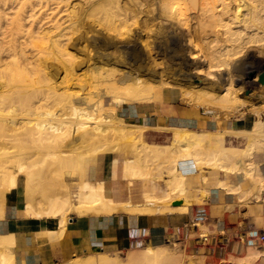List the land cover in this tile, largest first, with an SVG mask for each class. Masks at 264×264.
Masks as SVG:
<instances>
[{
  "label": "bare ground",
  "instance_id": "6f19581e",
  "mask_svg": "<svg viewBox=\"0 0 264 264\" xmlns=\"http://www.w3.org/2000/svg\"><path fill=\"white\" fill-rule=\"evenodd\" d=\"M28 1L30 2L31 0H0V8L1 4L7 6L8 2H10V4H13L14 2L15 4H18V7H15V10L17 9L18 12L20 11V13L23 14V17L19 14L20 18H18V12L15 11L14 13H17V16L12 15L16 17H12V19L10 20L8 19L7 22L4 23L3 27L0 26V150L7 149L8 152L12 151L9 153L6 151L7 153L0 155V200L4 201L6 199V193L16 188L17 179H10V173H7L4 170L7 169L6 165H12L13 163L17 162L16 165L19 168L15 164H13L15 165L13 167H17V170H24V173L20 176H23L25 178L24 193L27 198V202L24 208L26 214L29 216L40 217L41 214H44L47 215V217H58L60 219V223L62 225H65V214L67 212H75L81 216L82 214L87 215L89 213H94V215L95 213H97L98 215L102 213L103 215L117 211L118 208L127 209L125 205H122L121 207L116 206L113 203V199L106 196L103 186L104 183L89 184L84 182L83 180V182L79 183L80 179L76 178V175H74L75 178H73V182L79 183L76 200L71 202V200L65 199L64 196H56V191H52L56 187L52 190H47V188L44 187L45 189L41 188L44 189L43 193H45V195L43 196V201L46 204L49 203L52 207L50 211L47 209L43 210L44 212H41L36 209L39 204H37V206L35 205L37 203H35L36 200L34 197V194L36 193L35 188H38L39 186L37 187L35 179L37 174L35 170H33V168L35 164L37 165V163L35 161V164H31L28 166V162L33 158V156H29L28 150L30 148H33V150L43 149L45 151L46 149H48L46 152H51L49 148H57L58 150H62L63 154L68 155V157L64 159V162L72 163L74 161L71 158V154L74 153L75 150H77V147L85 143L88 144L89 142H94L100 137L101 133H105L108 129H112L115 132H122L127 134H134L137 131L136 127H130L121 118L114 117L116 109L111 111L106 110L105 103L107 99L114 98L118 106L123 101H125V104L127 105H132L134 103H151L156 99V95L158 93L157 89H160L164 86H175L180 87L183 90L184 97L186 96V99L184 100H186L187 102L196 103L198 106H218L223 109H240L244 105L246 106L245 99H243V97L241 96V98H238V94L235 93L236 90L238 92L239 90L236 89L235 91H233L231 88L233 86L235 87V85L232 86L231 82H236L238 81V79H245L241 78L238 75V72L231 73L232 76L227 73V75L225 76V72L223 75V73H219V71H217L214 74L216 77V89L211 90L209 92L210 94L208 93L197 95L193 94L197 90H194L195 92L191 93L189 90H187V88L185 87L186 85L182 82L180 84H176L175 79L170 77L162 78L157 72H127L121 74V72L123 71L115 67V65L112 64V61L106 59L107 61L103 62V60L101 59V57L103 58V56L96 55V57L99 58L93 63H90V61L88 63V61L86 60L87 62H84L85 65L84 63L70 65L68 63L70 62L69 60H71L69 58H72L73 56L72 52L68 50L69 53L71 52V54L64 53L65 56L62 53L64 48L66 50L67 47L66 42L63 43V40H68V38L63 37V39L61 37L60 39V36H65L66 34L64 35L63 32H65L66 30H68L67 32H69V30L73 31L75 34L76 32H79L80 35V30L82 29H84V32L85 30L86 32H89L90 30H88L87 28L94 24L87 22V19L99 18V16L101 17L99 18L98 23L102 24L103 22L104 26H106L108 23H111L113 21V18L118 16L132 17L133 20L135 19L136 21H138V15L143 14V12L151 14L148 7H152L153 16H155L156 18L162 16L163 20L165 21L164 30L162 29V31L166 32L167 36L168 31L179 30L180 32L184 33L183 36L187 38L188 32L191 31L194 41L196 40L199 44H202L203 50L205 51L206 57L208 58L207 60L209 63V67L220 68L221 66L225 65V61L217 56V44H219L220 41L216 40V38H219V36H222L225 41L232 44V48H240V50L244 48L247 42H250L254 38H258V40L253 42H255L257 45L261 44V47L257 46L255 49L258 52L260 50L264 51V0H75V3L71 2L70 4L72 7L71 11H69L70 14L67 12V15L65 16L66 18L63 17L64 20L67 21H63L64 24H67L69 26L62 29L63 24L59 25V23V26L55 28L56 32H59L57 36L54 35V38H57V41L52 38L53 36L48 35V30L46 31L47 33L45 32L44 35L42 34L43 36L40 38L38 32H41V30L38 29L39 27L36 25V9L38 10L39 7V10H41L40 5L45 4V9L48 6L47 11L49 13L51 11V15H54L56 17L55 14L63 6L62 4H64L65 2H68L69 4L70 0H36V5H34L35 3L32 2V5H34L33 7L30 6L31 4H29ZM51 5L54 7L50 8L49 6ZM35 6H37V8ZM11 7L12 6L8 7L9 10H7V12L9 11L10 13L12 11H10ZM28 7H31V9H29ZM108 7H110V12L104 13L105 11L107 12L106 8ZM140 8H142L143 11H141ZM3 9L5 10V8ZM26 9H29L30 11L23 13L26 11ZM136 9L137 11L139 9V12H137ZM34 10L36 11V13ZM64 10L68 11V7ZM41 11H43V8ZM140 11L142 13H140ZM64 12L65 11L62 12L63 15H65ZM6 14L7 13L5 12L2 15L9 16L8 14ZM25 14L27 15L24 17ZM127 14L132 16H129ZM49 15L50 14H48V17ZM48 17L43 18V21H46L44 19H48ZM40 18L41 17L39 16V19ZM5 19L6 18L2 17L0 14V22L1 20L5 21ZM31 21V24L35 23L33 25L34 28H36L35 25L38 27L37 33L39 39H41L42 42L45 41V43L42 45H45L49 40L50 41L48 43H51V45H46L47 48H45V50L41 48L42 45L40 46L39 49H42L40 50V54L42 53L41 56H43L44 54L45 59L42 60L41 58V60L38 61L40 63L37 62L38 65L35 64L36 62L30 61V57L33 56L36 49L32 50L33 54H30L29 57V55H27V51L29 49L26 50L24 47L27 43L30 44L31 41H28L30 35L28 34V30H26L25 27L23 28V25L26 26V22L30 24ZM8 22L9 24L6 25V23ZM50 22L46 25L49 26L53 23V21L52 23ZM38 23H41L42 25L43 22L40 19ZM53 25L55 27L54 23ZM140 25L142 26L141 29L143 32H151L152 24H148L146 19H142ZM25 30L27 31V33L25 34H27V36L29 35L28 37L25 35L26 38L24 36ZM37 30L35 29V31ZM217 30L222 32L221 35H218ZM94 32L95 31H93V33ZM93 33H89L91 39L87 37L88 39H90L88 41L89 43L85 44L88 47L84 46L87 48L88 52V48H90L88 44L92 45L96 52L98 51V48H100L104 43L98 38V35L91 37ZM213 34H215V36H213ZM77 35L78 34H76L75 36ZM71 36L72 35H70L69 38H71ZM58 40L60 42L62 41L63 47L64 45H66V47L63 48L62 43H59ZM82 40L84 41V38ZM33 41H36V38ZM188 42L189 41H187V50L194 51L192 40V45L191 43L189 45ZM34 43L36 44V42ZM34 43L33 45L35 46ZM70 43L72 44V42ZM74 44V47L77 46L78 48H80V44H77V42ZM33 45H28V48H34ZM61 47L62 50L60 51L59 49ZM67 48H69V45ZM39 49H37V52L39 51ZM91 51L90 53L93 52ZM84 52L86 53V51ZM84 52L82 50L80 53L83 54ZM189 55H191L190 59L189 57H187L188 59H184L182 62L183 66L185 64V68H197V66H200L202 64V62H200L201 58H198L200 54L197 56L196 54L190 53ZM38 56V59H40L41 56ZM50 56L51 59L54 60V62H59L62 65L61 67H63V71L58 70L62 71L61 74L60 72L58 74L57 68L53 69L54 65L49 63V61L51 60ZM64 57L67 58L64 59ZM91 59H93V57ZM73 62H75V59ZM83 68H86L87 70L85 73H81L82 70H85ZM58 69H60V67ZM47 70L51 71L48 72ZM119 73L120 75H117ZM252 73H254L253 78L248 77L245 80L246 84L243 86L241 85L242 88L240 87L242 90H244L243 92H245L242 94H247V97L248 95L250 97L249 92L251 88L257 86L256 81L258 75L255 72ZM61 75L63 76L62 78ZM59 76L62 79V82H66H64L65 85H59ZM187 76L191 77L189 74H187ZM227 82L231 84V87L227 86V84L230 85ZM224 83H226V86H224ZM229 87L232 91L229 90ZM253 94L254 93H251V96H253ZM41 95L42 97L40 99L39 96ZM47 95H49V97ZM44 96L47 98H54L56 102L53 100L52 101L57 104H53L57 105L58 107L55 106L53 108L55 109L57 107L58 109H56L55 111H53V109L52 112H50V108L52 107H44V104H41L44 102L42 101L44 100L42 99ZM36 99H38V101ZM40 101L42 102L40 103ZM45 108L49 110H44ZM262 125L263 124L259 121L254 131L251 130L252 132L250 133L249 140L250 144L245 149L227 148L224 145L223 137L217 135V133L210 135L208 139L209 146L207 148L205 147L203 149L204 151L200 153L197 150L198 148H195L194 144L197 143L199 135L195 132L181 129L173 130V139L171 145L164 147L170 148L175 152H182L188 146L186 142L190 143L191 145L194 144L192 150L193 148L194 150H196H193V152H190L191 148L189 152L188 150H186L187 152H185V159H194L196 161H194L196 165L204 166L206 163L213 161V158H215L214 154L216 153L227 159L228 161H231L229 166L222 165L221 169L223 168L225 169L224 171L237 173L238 171L247 170L248 168L245 169V164H251L250 158L254 150H256V148L258 147L264 146V130ZM257 134H260V136L262 137V139L260 140L263 141L259 142L256 139ZM143 146L148 149L157 147L158 145H150L144 142ZM73 148L74 151H72ZM136 150V159L139 158L140 160H142V151H140L141 149L138 147ZM50 152L47 155H49ZM124 154L128 156L131 153L125 151ZM84 155L76 154V157H78L81 161V167L79 169L73 168V172L76 170L74 174H79L80 172V175L83 176L84 163L86 160ZM45 156H43V158L46 159L47 156ZM91 157L97 158L98 155L92 154ZM137 164H135V178H154L152 174L144 171L143 168H140L139 165L137 166ZM250 166L252 167H249L250 169L248 171H245L244 173L246 174L244 176H251H247L248 178H251L249 180L251 183L250 189L248 191L243 189L245 192H243L242 196L238 198L242 200V203L245 201H250L253 198L258 199L263 192L262 190H264V179L262 176L263 173L259 171L258 166L254 163ZM10 170L12 169H9V171ZM48 171L58 181L64 180L65 173L66 171L68 172V170L63 171L52 166L48 167ZM176 172L180 171L178 170ZM176 177L172 176L171 180H169L170 187L172 188L173 186H175L174 184H177V180L179 179L178 178L176 180ZM158 178L162 179V176H159ZM81 179H83V177ZM181 179L178 180V182L181 181ZM181 186L183 185L180 184L179 187L181 188ZM234 189L235 186L232 187V190ZM50 191L54 192L55 196H50L51 194H48ZM254 192L257 193L254 194ZM60 193L62 194L63 191ZM146 202L149 205V209H147L148 207L145 208L148 212L151 211L152 213V208L155 207L153 204V198L150 196L146 197ZM135 210L136 209H133L134 212ZM137 210L139 211V209ZM1 211L2 203H0V214ZM154 211H156V209H154ZM214 231L216 233H221L222 229H218L216 227ZM6 245H14L13 236H0V264H13L11 259L3 253V249ZM255 255L256 253L253 251L251 252L250 257L254 259ZM128 259V262L124 261L121 258V252L118 251L111 254L99 253L97 255L91 256L88 263H83V261H81L82 259L76 257L67 264H204L201 259L189 256L185 253V251H182L179 248H173L169 244H165V242L159 245H155L149 242L142 250L131 252Z\"/></svg>",
  "mask_w": 264,
  "mask_h": 264
},
{
  "label": "rangeland",
  "instance_id": "374dc122",
  "mask_svg": "<svg viewBox=\"0 0 264 264\" xmlns=\"http://www.w3.org/2000/svg\"><path fill=\"white\" fill-rule=\"evenodd\" d=\"M74 1L75 0H70L69 4H68V2H65L64 4H62L63 6L64 5H66V6H64V7L62 6L60 8V10L58 12H56V14H55L56 17L54 15H51L52 14L51 11H50V13L47 11L48 6L45 9V4L40 5V7H41L40 9L42 10V8H43V11L39 10V7H38V10H39L38 11L36 9L37 6H35L36 7L35 9L37 11V13H36V11L34 10L36 13V25L39 28L36 25H35L36 28H34L33 25L35 23L31 24L32 21L30 22V24L28 22H26L27 24L25 23L28 29L26 28L25 25H23V28L25 27V29L28 30V34L30 35V36L28 35L29 36L28 41L29 40L31 41V43H30L31 46L33 45L34 42H36V44L34 43L35 46L33 45L34 48H28L30 46L29 43L26 44L27 46L26 45L24 46L26 50L29 49L27 51L28 52L27 55H29V57H30V54L31 55L33 54L32 50L36 49L33 56L30 57V59H31L30 61L36 62L35 64L38 65V63H40L38 61H40L41 58H42V60L45 59L44 54H43L44 57L41 56L42 53L40 54V50H42V49H39L40 46L45 43V41L42 42V40L39 39L38 33H39V36L41 38L45 34V32L48 30L47 31L49 33L48 35L53 36L52 38L57 41V38H54V35L57 36L59 34V32L57 31L58 32L57 33L55 28L58 27L59 25H62V24H63L62 29L69 26L67 24H64V22H67L64 20V18H66L65 17L67 15L66 13L67 12L69 13V11H71L72 7L70 4H71V2L75 3ZM32 2L35 3L34 5L37 4L36 0H34V1L31 0L29 2V4H31L30 6H32V7L34 6V5H32L33 4ZM9 4H10V2L7 3V6H5L4 4L3 5L1 4L0 14L2 17L6 18L5 21L1 20V22H0L1 27H3L4 23L7 22L8 19L10 20V19H12V17L15 18L17 15H18L17 17L20 18L19 16L23 15L20 13V11L18 12L17 9L15 10V7L16 8L18 7L17 3L15 4L13 2V4L12 3L10 5ZM10 6H12L10 8V11L11 10L12 11L9 13V11L7 12V10H9L8 7H10ZM2 7L5 8V10ZM49 7L53 8L54 6L51 5ZM67 7H68V11L64 10V9H67ZM29 9H31V7ZM29 9H26V11L24 10L25 12H23V13L30 11ZM106 9H107V12L105 11L104 13H109L110 7L106 8ZM140 9H141V11H143L142 8H140ZM148 9L151 12V14H149L147 12H143V14L138 15V18H137L138 21H136L135 19L133 20L132 17H119L118 16V17H114L113 21L111 23H108L107 25L105 24L106 26H104V23L102 21H101L102 24L98 23V20L101 16H99V18L87 19V22L93 23L94 25H91L87 28L88 30H90L89 32H86V30H85L86 34L83 31L84 29L80 30L81 35L79 34V32L78 33L76 32V34L79 35V38H78V35L75 36L76 34L73 31L69 30V32H67L68 30H66L65 32H63V34L64 35L66 34V35L60 36V39H61V37L62 38L63 37L68 38V40L63 38L64 39L63 43L66 42L67 47L69 45V48H67L66 45H64V47H66V50H65V48L63 47L62 41L60 42L58 40V42L62 43V47L64 48V50L62 51L63 54L64 53L65 54L66 53L71 54V52H72L73 56H72V58L68 57L69 59H71V60H69L70 62L68 64L77 65L80 63L82 64L84 62L86 63L87 61H88V63H89V61H90V63H93L99 58V57H96V55L103 56L104 59L101 57L103 62H106L107 60L112 61V64H114L115 67H117L119 70L123 71V72H121V74L127 73V72H134V73H137V72L138 73H140V72H144V73L157 72L160 74V76L162 78L170 77V78L175 79L176 84H180L182 82L183 84L186 85L185 87L191 93L195 92L194 90H197L195 93H193V94H197V95L208 94L211 90L216 89V85H215L216 77L214 74L217 71H219V73L220 72L223 73V75L225 72V76L227 75V73H229V75L232 76L231 73L238 72V75L241 78H245V79H242V80L238 79V81H236V82H231L232 86L235 85V87L234 86L231 87V84L229 82H227V83H229L230 85L227 84V86H230L233 91H235L236 89L239 90V92L236 90L235 93L238 94V98L243 97V99H245L246 106L244 105L245 107L243 106L240 109H223V108H220L218 106L217 107L216 106L206 107L204 105L198 106L196 103L187 102L186 100H184V99H186L185 98L186 96L184 97L183 90L180 87H175V86H169V87L164 86L165 88L162 87L160 89H157L158 90L157 92L158 93L161 92V94H162L161 102H158L156 104L152 103V102L149 103L148 107H149V110L151 111L150 112L151 114L149 113V114L144 115V116L139 115V112H138L137 108L135 107V103L132 105L130 104L131 105L130 106V105L125 104L126 102L123 101L118 106V104H116V101L114 98L107 99V101L105 103L106 110L111 111V110L116 109V113H115L116 116L114 115V117L115 118H121L130 127H134V128L136 127L137 131L134 134H127V133H122V132H115L112 129H108L105 133H101L100 137L98 139H96L94 142H92V143L89 142L88 144L85 143L83 145H80L79 147L76 148L77 150H75V151L73 148L72 151H74V153L71 154L72 155L71 158L73 159L74 162H72V163L64 162V159L67 158L68 155L63 154L62 150H58L57 148L56 149H53V148L50 149L49 148V150H51V152L50 151L46 152L48 149H46V151H45L43 149L42 150H38V149L33 150V148H30L28 150L29 156H31V157L33 156V158L31 159L32 162L31 161L28 162V166L31 164H35L34 163L35 161L37 163V165L36 164L34 165L33 170H35V172L37 174L35 179H36L37 187L39 186L38 188H35L36 193L34 194V197L36 200L35 203L37 202L35 205L37 206V204H39L38 207L36 208L38 211L44 212L43 210H47V209L50 211V209L52 207L49 203H47L48 204L47 205L43 201V196L45 195V193H43L44 192L43 190L45 188H47V190L48 189L52 190L53 188L56 187L54 190H52L54 192L56 191L55 192V194H57L56 196H59V197L64 196L65 199H69V200H71V202L76 200V195L78 192L79 183H81L83 181H87V173H88L89 166L92 164H98L101 157L104 155H108V154L114 155L113 159L119 158L118 165L122 164L123 170H124L123 159H125L126 161L131 162L133 167H134L135 163L136 164L139 163V164H137V166L139 165V167L140 168L142 167L144 171H147V172H149V174H152V176H154V178H158L159 176H162L163 172L166 171L171 176H174V177L177 176L176 180L178 178H179L178 180H180L181 178L183 179L182 174H180V172H176V171H178L177 169H178L179 161L189 160L188 158H186V159L184 158V157H186L185 156V152H187L186 150H188V152H189L190 148H191L190 152H193L194 148L192 150V147H194V144H195V148H198L197 149L198 152L202 153L204 151L203 149L205 147L207 148L209 146L208 139H209L210 135H212V134H198L199 137L197 139V143H194L191 145L190 143L186 142V144L188 145V146L186 145L188 149L186 147H184L186 149L184 150V148H183L184 151H182V152H175V151H172L170 148H166L163 146H157V147L147 149L145 146H143L144 142L148 143V144H157V145H170V143H171V131H167V130L160 129V128L156 127L158 125L157 123H159V122L161 123V120H162L161 107L163 105V102H169L172 105H175L176 107L184 109L187 112V114H189L190 116H193V115L202 116V117L207 118V119L208 118L214 119L217 122H220L222 120H229L230 121L234 118L243 116L244 113L253 114L254 116L257 117L258 121L260 120V121L264 122V86L257 84L256 87L251 88V90L249 92L250 97H249V95L247 97V94L246 95L242 94L245 92H243L244 90L241 89L242 86L246 84L245 80L248 77H250V74H252V72H255L257 75H259V73L261 71H263V69H264V51L260 50L258 52L255 48L257 46L261 47V44L257 45L255 42H253V41L258 40V38H254L250 42H247L246 45L244 46V48L240 50V48L239 49L232 48V44L225 41V39L222 36H219V38H216V40L220 41V43L217 44V48H218L217 49V52H218L217 56H219L222 60L225 61V65L221 66L220 68H216V67L210 68L208 60H207L208 58L206 57V53L203 50L202 44H199L196 40L194 41V38L192 36L191 31L188 32L187 38L184 37L183 36L184 33L180 32L179 30H176L177 33L174 30H172V31L170 30V31H168V36H167L166 35L167 33L162 31V29L164 30V25H165V21L163 20L162 16L159 18H156L155 16H153L152 7H148ZM15 11L18 12V14L14 13ZM46 11H47V13H46ZM61 11L62 12L65 11L64 12L65 15H63V13ZM136 11H137V9H136ZM141 11H140V13H142ZM5 12L9 16H5V15L3 16L2 14H4ZM38 12H40L42 14H40ZM137 12H139V9ZM44 14H45V17H44ZM48 14H50L49 17H48ZM12 15H16V16H12ZM26 15L27 14H25L24 17ZM37 15H39L41 17L40 19L45 25L42 23V25H43L42 26L41 23L40 24L38 23L40 19H39V16H37ZM127 15H129V14H127ZM104 16H105V14H104ZM129 16H132V15H129ZM47 17H48V19H44L46 21H43V18H47ZM52 17H53V19H52ZM142 19L143 20L146 19L148 24H152L151 32L148 31L147 33H145L142 31V29H141L142 26L140 25ZM52 21L55 24V27H54ZM9 22L6 23V25L9 24ZM49 22L52 23V24H50L51 28H50V25L49 26L46 25V24H49ZM37 28L40 29L41 32H38ZM35 29L37 31H35ZM26 30L24 32V36L25 35L27 36V34H25V33H27ZM49 31H51V32H49ZM93 31H95V32L93 33ZM217 31H218V35H221L222 32L219 30H217ZM89 33H91V34L93 33V35H91V37L98 35V38L104 42L103 45H101V47L98 48V51H96V52H95L94 47H92V45H90V44H88L90 47V48H88L89 52L87 51L86 47H88V46L85 44L89 43L88 41L91 39ZM70 35H72L71 38H69ZM26 36H25V38H26ZM213 36H215V34H213ZM32 37H33V39H32ZM82 37L84 38V41L82 40L83 39ZM87 37H89L90 39H88ZM35 38H36V41H33V40H35ZM58 39H59V37H58ZM85 39H87V40H85ZM37 40L40 42H38ZM69 40H71V41H69ZM77 40H79V41H77ZM191 40H192V42L194 41L193 42L194 51L187 50L188 49L187 41H189L188 42L189 45H190V43L192 45ZM49 41H47V43L45 45H42L41 48H43L45 50V48H47L46 45H51V43L50 44L48 43ZM70 42H72L73 45ZM76 42H77V44H80V42H81V44L79 46L80 48H78L77 46H75L76 48L74 47V45H75L74 43H76ZM38 43H39V45H38ZM36 45L39 47H37ZM84 46H86V47H84ZM62 47L59 49L60 51L62 50ZM37 49H39L38 52H37ZM44 50H43V53H44ZM68 50L71 52L69 53ZM82 50H83V52L86 51V53H88V54H86L85 52H84L85 54L80 53ZM90 51L92 53H90ZM35 53H36V57H35ZM190 53L196 54L197 56L200 54L198 56V58H201L200 62H202V64L200 66H197V68H194V67L185 68V64L183 66V63H182L183 60L184 59L187 60L188 59L187 57H189V59H190V56H191V55H189ZM65 54H64V56H65ZM38 55L41 56L40 59H38V57H39ZM74 56H76V57H74ZM92 57H93V59H91ZM66 58L64 57V59H66ZM50 59H51V56H50ZM74 59H75V62L77 61L76 63L73 62ZM76 59H78V60H76ZM49 63L53 64L55 66V68L53 66V69L57 68V71L63 69V67H61L62 65L59 62H56V61L54 62V60L51 59L49 61ZM85 63H84V65H85ZM59 67H60V69H58ZM83 69H85V70H82L81 73H83V72L85 73L87 71L86 68H83ZM51 70H47V71L49 72ZM62 71H58L57 73L59 74V72H60V74H61ZM187 74H189L191 77L187 76ZM192 74H193V76H192ZM117 75H120V73ZM62 77L63 76L61 75V78ZM58 78H59L58 83L60 82L59 85H61V86L65 85L66 82L65 81H64L65 83L62 82V79L60 78V76ZM257 80H258V78H257ZM224 86H226V83H224ZM230 87H229V90H231ZM251 93H254L253 96H251ZM47 96L49 97V95H47ZM41 97H42V95L39 96L40 99H41ZM42 99H44V100H42L44 102L41 103L42 101H40V103L44 104V107H46V108H47V106L52 107V108H50V110H51L50 112H52V110L54 109L53 107L57 106V105H54V104H57V103L53 102V101L56 102V100H54V98H47L44 96ZM36 100L38 101V99H36ZM138 105H141V104H138ZM256 105H260V106L258 107ZM57 107L53 111L58 109ZM46 108L44 110H49ZM152 111H154V112L152 113ZM156 111H157V114L155 113ZM129 123L135 124V125H144V126H147L148 128L145 130L144 129L142 130L141 127L134 126V125H131ZM263 126L264 125H262V127ZM217 135L223 137V135H221V134H217ZM232 135L234 137H237V138H244L245 143H246L245 147L249 146L250 138L248 135H246V134H243V135L242 134H232ZM258 138L259 139L261 138L260 134H257L256 139L259 140ZM224 143H225V141H224ZM230 146H231V144H230ZM138 147L141 149L140 151H142V160H140L139 158L136 159V156H135V154H137L136 149ZM4 150L5 149L0 150V155L8 152L7 149L5 150V152H4ZM125 151H128L131 154L126 156L124 154ZM9 152H12V151H9ZM49 152H50V154H49L50 156L47 155ZM177 153H179V154H177ZM263 153H264V149L254 150V152L252 153V156L250 158L251 164L257 163V157ZM45 154L47 156L46 159L43 158V156H45ZM76 154H82V155L86 154V155H84L86 158V162L84 164L85 166H84L83 176L80 175V172H79V174L78 173L74 174L76 170L73 172V168L79 169L81 167L80 166L81 161L79 160L78 157H76ZM92 154H96V155H98V157L96 159L90 161L89 157H91ZM34 155H35V158H34ZM214 156H215V158H213V161L206 163L204 166H199V165H197V166L199 168L206 167V168H212L214 170H225L223 168L221 169V166L222 165L229 166L231 163V161H228L227 159L223 158L219 154L215 153ZM191 160L195 161L194 159H191ZM135 161H138V162H135ZM16 163L17 162H15L13 164L16 165ZM13 164L12 165L9 164L10 166L6 165L8 170L5 169L4 171H6L7 173L8 172L10 173V179H17L18 185H16V188L18 186L17 191H18L21 203H22L21 205H23V204L25 205L27 202V198H26L25 193H24V182H25L24 179L25 178L23 176H20L24 173V170H17L16 168L18 166L16 165L17 167H13V166H15ZM141 165H143V166H141ZM250 165L247 168H249V167L251 168L252 166H250ZM49 166H52L54 168H59L63 171L68 170L69 173L66 171L67 174L65 173L64 180L58 181L48 171ZM9 169H12V170L9 171ZM140 171H141V169H140ZM125 173L127 174L126 175L127 178H131V179H135V180L139 179L138 177L135 178L134 176H131L130 173H127V172H125ZM72 175H73V177H72ZM74 175H76L75 176L76 178L80 179L79 183L73 182V178H75ZM178 175H179V177H178ZM180 176H182V177H180ZM247 176L251 177L249 175H247ZM82 177H83V179H81ZM182 179L179 182L177 180V184H174L175 185V186H173L174 190H181L182 191L183 186H181V188L179 187L180 184L183 183ZM158 180H163V176H162V179L158 178ZM41 188H44V189H41ZM229 190L231 192L237 194L238 197H241L243 194L242 190H237L236 188L234 190H232V188ZM11 191H8L6 193V197H5L6 199L4 201L0 200L1 201L0 203H2V211L0 214V219L4 218L5 213L8 209L9 202H10L9 194H11ZM59 191L60 192L63 191V193L61 194ZM262 191H263L262 192V194H263L264 190H262ZM54 192L50 191L48 194H51L50 196H55ZM58 192H59V195H58ZM256 193L257 192H254V194H256ZM52 194H54V195H52ZM46 195H47V193H46ZM186 197H187V193H186V195H179V194L171 195V198L168 201H165V205L168 204L169 202H171L175 198H186ZM201 197L204 199V197H205L204 193H201ZM263 197H264V195H263ZM152 198H153V204L155 206L157 204L158 200L155 197H152ZM203 199H202V201H198L196 204L191 203V202H189V203L187 202V205H189L190 208L194 207V205H197V207L199 208L198 213L194 216L192 214L191 210L187 211L188 213H191L193 215V220L184 229H182V230L176 229V231H173L172 234H169L166 241H165V244H167V245L169 244L173 248H179L182 251H185V253L189 256L197 257L198 259H201L204 264H264V241L259 242L257 245H251L248 243V241L251 240L252 238H257V237L259 238L260 234L264 233L263 226L255 227L252 223L250 224V220L244 219V217L242 215L238 216V215L229 214L227 227L223 228L221 233H219V232L216 233L214 231L215 225L212 223L213 228H210V225H208V223H206V219H207L208 215L202 211V208L204 207L203 206ZM252 200H262V198L260 196L258 199L253 198ZM261 204L264 205V198H263ZM24 214H25V216H29L26 213H24ZM71 214H72L71 212H67L65 214L66 222H67V218ZM41 216H47V215L41 214ZM35 217H39V216H35ZM48 217L52 218L50 216H48ZM66 222H65V224H66ZM62 226H64V225H62ZM146 244L147 243L144 241V239H143V241H140V243H136L134 241L133 245L130 246L129 249L121 252V258L124 261L128 262V260H129L128 257L130 256L131 252L137 251V250H142ZM253 251L256 253V255L254 256L255 257L254 259L252 257H250L251 252H253ZM3 253H4V255H6L7 257H9L11 259L13 264H15V254L13 252V245H6L3 249ZM94 255H97V254H94ZM94 255L86 254V255L78 256L77 258L82 259L81 261H83V263H88L90 261V257L94 256ZM71 260H69L63 264H67Z\"/></svg>",
  "mask_w": 264,
  "mask_h": 264
},
{
  "label": "crops",
  "instance_id": "0c3cea01",
  "mask_svg": "<svg viewBox=\"0 0 264 264\" xmlns=\"http://www.w3.org/2000/svg\"><path fill=\"white\" fill-rule=\"evenodd\" d=\"M161 97L162 94L159 92L152 103L161 102ZM148 105L149 103L135 104L140 116L151 112ZM155 113L157 114V111ZM161 117V123H157L156 127L167 131L172 130L171 143L173 130L181 129L197 134H221L227 148L237 149L247 148L245 139L234 137L232 134L243 135L244 132L250 138L251 130L254 131L260 121L253 114L244 113L243 116L230 121L217 122L211 118L190 116L184 109L169 102H163ZM260 122L264 125V122ZM131 125L147 129V126L144 125ZM260 139L259 142L263 141ZM261 149H264V146L256 148V150ZM113 156L112 154L104 155L98 164L90 165L87 181L84 182L89 184L104 183L106 196L113 199L116 206L125 205L127 209L118 208L117 211L103 215L102 213L99 215L89 213L81 216L73 212L63 227L58 217L25 216V205H21L17 191L18 186L11 191L8 209L4 218L0 219V236L14 237L15 264H63L73 260L74 257L86 254L123 252L129 249L134 241L140 243L143 239L146 243L163 244L169 234H172L176 229L182 230L191 223L193 215L198 213L199 208L197 205L190 208L187 202L196 204L198 201H202L201 193L205 195L202 211L208 215L206 223L210 225V228H213L212 223L215 228H226L229 214L242 215L244 219L250 220V224L252 223L255 227L263 226L264 228V205L261 204L264 193L261 194L262 200L242 203L237 194L229 190L234 186L242 192L250 189V178L244 176L246 175L245 171L249 170V168L247 169L248 163L245 164L247 170L231 173L206 167L199 168L193 160H181L178 163V170L184 177L183 190L181 191L170 187L169 180L172 176L166 171L162 174L163 180L127 178L125 172L135 177V165L133 167L131 162L123 159V170V165H118L119 158H114V160ZM94 159L96 158L89 157L90 161ZM257 163L255 165L263 173L264 179V153L257 157ZM186 193V198H175L165 205V201H168L171 195H186ZM148 196L158 200L155 207L152 208V213L147 211L149 205L146 202V197ZM176 202L179 203L178 206H174ZM133 209H136V213ZM190 210L193 215L187 212Z\"/></svg>",
  "mask_w": 264,
  "mask_h": 264
},
{
  "label": "water",
  "instance_id": "95a60500",
  "mask_svg": "<svg viewBox=\"0 0 264 264\" xmlns=\"http://www.w3.org/2000/svg\"><path fill=\"white\" fill-rule=\"evenodd\" d=\"M253 76H254L253 73L250 74V77L253 78ZM257 84H258V85H262V86H264V69H263V71H261V72L259 73V75H258ZM178 205H179L178 202H176V203L174 204V206H178Z\"/></svg>",
  "mask_w": 264,
  "mask_h": 264
},
{
  "label": "built area",
  "instance_id": "2783aa9c",
  "mask_svg": "<svg viewBox=\"0 0 264 264\" xmlns=\"http://www.w3.org/2000/svg\"><path fill=\"white\" fill-rule=\"evenodd\" d=\"M257 238H252L251 240L248 241V243L251 245H257L259 242H263L264 241V233H261L259 238L258 239Z\"/></svg>",
  "mask_w": 264,
  "mask_h": 264
}]
</instances>
